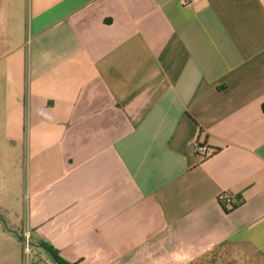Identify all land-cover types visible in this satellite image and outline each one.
<instances>
[{
  "label": "crops",
  "instance_id": "0c3cea01",
  "mask_svg": "<svg viewBox=\"0 0 264 264\" xmlns=\"http://www.w3.org/2000/svg\"><path fill=\"white\" fill-rule=\"evenodd\" d=\"M0 148L70 264H264V0H0Z\"/></svg>",
  "mask_w": 264,
  "mask_h": 264
},
{
  "label": "rangeland",
  "instance_id": "374dc122",
  "mask_svg": "<svg viewBox=\"0 0 264 264\" xmlns=\"http://www.w3.org/2000/svg\"><path fill=\"white\" fill-rule=\"evenodd\" d=\"M17 164L6 148H0V264H54L49 255L37 246L31 245L27 251L19 237L30 232L26 227L24 155Z\"/></svg>",
  "mask_w": 264,
  "mask_h": 264
},
{
  "label": "built area",
  "instance_id": "2783aa9c",
  "mask_svg": "<svg viewBox=\"0 0 264 264\" xmlns=\"http://www.w3.org/2000/svg\"><path fill=\"white\" fill-rule=\"evenodd\" d=\"M189 5H190L189 2L184 1V6L187 7ZM196 152L200 156L206 157V155L208 154V148L206 146L198 144L196 146ZM218 201L220 202V204H222L224 207H226L228 209H233L241 203V201L239 199L234 198L233 196H231L227 193H221L218 196ZM30 239H31V233L28 232L27 234H25L24 240H23L25 245H26L27 251L30 250V246H31Z\"/></svg>",
  "mask_w": 264,
  "mask_h": 264
},
{
  "label": "trees",
  "instance_id": "16d2710c",
  "mask_svg": "<svg viewBox=\"0 0 264 264\" xmlns=\"http://www.w3.org/2000/svg\"><path fill=\"white\" fill-rule=\"evenodd\" d=\"M19 237L24 240V236H19ZM30 243L33 247L37 245V244H34L33 242H30ZM38 246L50 256L54 264H70L66 262L65 260H63L59 256V252L55 250L51 245L46 244V243H39Z\"/></svg>",
  "mask_w": 264,
  "mask_h": 264
},
{
  "label": "water",
  "instance_id": "95a60500",
  "mask_svg": "<svg viewBox=\"0 0 264 264\" xmlns=\"http://www.w3.org/2000/svg\"><path fill=\"white\" fill-rule=\"evenodd\" d=\"M1 221L5 224L6 228L8 227L6 222L4 220L1 219Z\"/></svg>",
  "mask_w": 264,
  "mask_h": 264
}]
</instances>
